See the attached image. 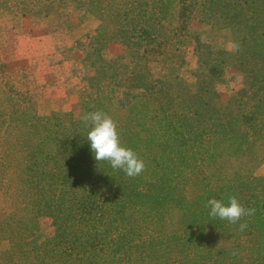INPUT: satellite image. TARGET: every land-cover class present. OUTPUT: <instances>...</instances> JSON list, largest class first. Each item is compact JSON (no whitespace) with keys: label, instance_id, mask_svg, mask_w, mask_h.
<instances>
[{"label":"trees","instance_id":"16d2710c","mask_svg":"<svg viewBox=\"0 0 264 264\" xmlns=\"http://www.w3.org/2000/svg\"><path fill=\"white\" fill-rule=\"evenodd\" d=\"M66 5L101 19L95 41L135 46L143 63L161 66L156 78L134 74L135 87L152 92L129 91L117 104L120 72L99 58L88 79L95 93L79 102L83 115L111 116L121 143L145 167L129 177L96 162L82 118L37 114V96L17 90L0 63V196L12 204L0 212V223L7 221L0 239L10 224L15 264H31L35 253L39 264H264V176L257 175L264 161V0H0V8L37 16ZM107 20L117 25L108 30ZM192 21L228 27L239 44L230 57L250 77L252 95L238 92L222 109L198 95L188 99L177 70ZM229 196L255 209L241 217L243 231L239 222L210 217L208 208L184 212ZM42 217L57 233L38 243ZM246 235L255 242L243 245ZM12 256L0 255V264Z\"/></svg>","mask_w":264,"mask_h":264},{"label":"rangeland","instance_id":"374dc122","mask_svg":"<svg viewBox=\"0 0 264 264\" xmlns=\"http://www.w3.org/2000/svg\"><path fill=\"white\" fill-rule=\"evenodd\" d=\"M100 23L98 16L75 5L63 6L48 16L24 15L0 8V63L17 90L37 96V114L69 112L75 120H80L83 111L79 102L95 93L89 87L88 79L94 75L93 67L99 65V58L114 63V69L120 72L122 84L116 87L114 93L117 104L125 101L129 91L140 95L152 92L148 88H136L134 74L147 70L156 78L161 71L160 64L154 60L143 63L135 46L118 41H95ZM116 25L115 21H106L108 30ZM189 33L184 47V61L177 70L185 84L182 86L190 91L189 100L198 95L208 101L210 107L222 109L238 92L249 96L255 92L250 77L240 71L230 57L234 40L228 27L192 21ZM218 63H222L223 69L220 79L216 78L220 69ZM158 89L157 94L166 91ZM4 124L5 118L0 115V129ZM257 175L264 176V161ZM13 206L16 208V204ZM11 208L12 204L0 196V212H9ZM205 208L206 203H199L185 208L184 212L190 215L191 211ZM175 216L179 215L176 213ZM6 223L3 219L1 227L5 228ZM11 227L9 224L8 231L6 229L9 236L0 239V255L11 253L10 264H15L18 253L11 250L12 247L17 248ZM181 231H186L185 226L181 227ZM56 233L51 218L39 219L38 243L51 240ZM255 240L254 235L242 236L243 245H250ZM2 251L5 253L2 254ZM30 260L31 264H39V255L35 253Z\"/></svg>","mask_w":264,"mask_h":264},{"label":"clouds","instance_id":"9594fccd","mask_svg":"<svg viewBox=\"0 0 264 264\" xmlns=\"http://www.w3.org/2000/svg\"><path fill=\"white\" fill-rule=\"evenodd\" d=\"M231 48L236 51L239 44L233 42ZM82 121L88 128L86 141L96 162L106 161L113 170H121L129 177H135L144 170L143 159L133 149L121 143L117 124L111 116L97 110L84 114ZM206 207L210 217L234 224L239 222L241 231L247 227L246 223L240 222L241 217L253 215L255 212L253 208H245L235 196H229L227 201L209 198Z\"/></svg>","mask_w":264,"mask_h":264}]
</instances>
